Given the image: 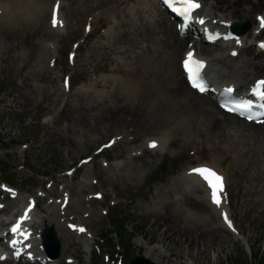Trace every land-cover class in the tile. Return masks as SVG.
<instances>
[{
	"label": "rangeland",
	"instance_id": "374dc122",
	"mask_svg": "<svg viewBox=\"0 0 264 264\" xmlns=\"http://www.w3.org/2000/svg\"><path fill=\"white\" fill-rule=\"evenodd\" d=\"M138 1L59 0L62 23L54 25L57 0H0L15 8L0 16V185L8 180L18 205L37 201L35 216L48 223L42 231L56 224L62 258L78 264H127L145 256L137 239L162 245L169 264H258L264 131L243 123L211 131L205 116L178 104L182 96H169L173 58L142 35L139 17L146 13ZM252 13L264 14V3ZM238 18L250 31L256 26L254 17L255 24L245 13ZM122 31L127 38L118 36ZM260 40L243 37L251 51ZM188 47L174 53L176 66ZM149 138L164 141L161 153L145 149ZM198 164L218 166L240 235L222 226L221 214L187 183V170ZM16 200L0 188L4 213ZM66 216L90 232V253L85 237L70 234ZM118 219L126 251L113 229Z\"/></svg>",
	"mask_w": 264,
	"mask_h": 264
},
{
	"label": "bare ground",
	"instance_id": "6f19581e",
	"mask_svg": "<svg viewBox=\"0 0 264 264\" xmlns=\"http://www.w3.org/2000/svg\"><path fill=\"white\" fill-rule=\"evenodd\" d=\"M155 2H153V0H142V1L139 0L137 2V5L140 4L139 5L140 8H142V10L145 9L144 12L146 13V16L139 17V19H140V23L143 25L142 35L144 34L147 37L148 36L152 37V39L155 40L158 50H160L163 53V55L168 54V56H171V58H173L172 60L173 63L171 64L172 76L170 77L172 82L170 83V85L167 86L168 88L167 92L169 96L177 100L178 97L182 96L183 99L181 98L182 101L178 102V104L180 106L182 105V107L186 106V107L194 108L195 111L205 116L206 120L209 121L208 125L211 131L224 130L226 128H229V130L237 129L241 127L242 123L244 124L243 127L250 128L252 129V131L253 130L264 131V124L254 125L252 123H246L234 115H230L221 111L217 106L216 100L213 97L209 95H199L194 90H192L188 86L185 80V76L182 73L181 67L179 65L176 66V61L174 59V53L177 50H179L180 48L182 49L187 47L188 42L193 41L192 46L187 48V50L184 52L183 54L184 57L182 56V59L187 57V54L189 52H195V55L200 57V59L205 62V69L206 68L209 69L208 76L206 75L207 79H210L212 83H217L221 85L223 84L230 85L236 87L237 91H241L245 87L246 88L250 87V84L255 80L264 79V51L262 49L258 50L256 49V47L251 51V46H247V45L242 46L240 43L243 41V37L245 36V34L242 35L238 41L236 40L231 41L232 39L224 40L222 37H226L225 35L227 34L228 31V27L226 26L223 31V34H219L220 32L214 31V35H220L219 37H221L222 39L217 44H214V49L209 48L210 50L202 45L203 41L201 39H196L192 36L180 37L179 32L175 27L176 23H172L173 21L170 20L171 18L169 14L166 13V11H164L159 5V1L155 0ZM199 2L202 5L200 10H198L197 12L200 19H203L205 17L207 24H211L212 19H216L217 23L225 24L227 26L231 25L234 22L240 23L242 19L238 18V14H242V13H245L246 18L252 20V18L255 17V15H253L252 13L254 7H257L262 3H264L263 0H251V1L250 0H199ZM22 9L24 10V8ZM13 10L12 7L11 8L9 7V5L6 6L0 5V16L4 14L9 15L12 13ZM24 11H26V8ZM22 12L20 10L18 14ZM25 13L27 14V12ZM261 17H264V14H261ZM260 18H258L259 22L255 27L256 31L253 33L254 30L253 27L252 31L250 32L248 31L249 33L247 32L248 37L257 38L258 36L261 35L264 36V30H261L259 28L260 20H261ZM253 24H255V21H253ZM118 36L124 39L127 38L128 35L126 31H122L119 32ZM239 46L242 47L241 52L242 54L245 53L246 57H240L238 59L231 57L230 52L235 51V49H237V47ZM226 51L227 54H225ZM9 106L10 107L13 106L12 102ZM220 114L222 116H220ZM153 141L156 142V146L152 149L148 148L147 147L148 143ZM145 144H146L145 149L152 150L155 153L157 152L161 153L162 151H160V147L161 146L163 147L164 141L160 140L159 138L158 139L156 138L155 140L154 138L152 139L149 138L145 141ZM224 156L229 157L230 161H232L235 158L234 155H229V154H226ZM203 166H208V168L215 169L220 175H222V173L218 169V166H216L215 164L213 165L198 164L197 166L191 167L187 170V173L185 175V177L187 178V183L188 184L193 183L194 184L193 187H197V189L201 191L203 196L202 199L208 200L212 204V207L215 210V212H218V214L222 213V216L225 218V213L227 214L228 206H226V202H225L226 196L224 190L219 193V196L221 198V203L217 205L212 199V188L209 186L208 182L204 180L203 177L200 176L198 173H194L192 171V169L194 168H200ZM17 202L18 201L16 200V204H15L16 206H18ZM26 205L29 206V203L27 204V202L25 203L23 202V205H21L17 209V211L10 210L8 212H5L4 216L16 217L19 213L23 214L24 212H27V216L30 217V221H31L27 227V229H30L31 231L29 232L30 238L31 239L35 238V241L38 243L35 249L28 251L25 250L24 246L20 247L23 251H25V254L21 257L18 256V248L14 249V251L10 252V254L6 257L1 256L0 264H61L63 263V260L64 263L78 264V261L71 256H67L63 259L61 253L58 259L48 258V256L41 249V241H40L41 226H45L48 223L45 220H40L38 222L37 216H35V214L30 215L29 209L25 207ZM62 215L65 217V215L67 214L62 213ZM65 219H71V216L70 217L66 216ZM72 219L75 218L72 217ZM52 225L54 230L57 232L58 236H60L62 234V231L59 230L57 227L55 228L56 224L52 223ZM221 225L225 227L223 223H221ZM226 227L231 233L235 234L236 236L240 235L238 231H236V228L233 226L230 227L227 222H226ZM1 229H2V222L0 220V230ZM68 229L70 231V234L74 235L73 237H77L78 233L81 236L85 237V239L82 240L84 246L83 250L84 252L89 253L90 252L89 244L91 239L90 234H88L89 232L85 231L84 228L79 223L73 226H68ZM81 229H83V231ZM137 243L140 246L141 245L145 246L144 248L145 256L148 259H151L154 263L169 264L170 261L168 260L167 253L162 248V245L160 244L149 245L148 243H146L141 239H137ZM0 247L6 248L5 242H3L1 238H0ZM211 254L214 256L215 251L213 250ZM85 262L86 261L84 260L83 263ZM181 264H194V263L192 261H183Z\"/></svg>",
	"mask_w": 264,
	"mask_h": 264
},
{
	"label": "snow or ice",
	"instance_id": "6c2138e0",
	"mask_svg": "<svg viewBox=\"0 0 264 264\" xmlns=\"http://www.w3.org/2000/svg\"><path fill=\"white\" fill-rule=\"evenodd\" d=\"M174 2H178L181 5V7L177 8L176 11L182 12L185 16H190L196 9L200 7L199 0H164V3L167 4L169 7L173 6ZM59 7H60L59 0H57L56 11L54 12V16H53L54 25L58 23H62L57 19V14H56L58 12ZM260 19L264 21V17H261ZM200 22L203 23V20H201ZM261 47H264V42L261 43ZM187 57L188 58L184 61V64L189 74L188 78L191 81L193 87L203 92L206 90V88H205V81L202 78L201 70L203 69L205 62L195 59L193 52H189L187 54ZM252 91L257 95L264 97V79L257 81V84L255 87H253ZM238 107L243 110H247L251 108V103L250 102L244 103L239 105ZM229 110L235 111L236 109H229ZM241 114H243V111L241 112ZM248 119H252V116L249 115ZM150 146L155 147L156 142L155 141L151 142ZM192 171L194 173H198L200 176L203 177L204 180L208 182L209 186L212 188V199L217 205H219L221 203V198L219 196V193L223 190V177L218 175L213 169L208 167L194 168L192 169ZM225 221L229 224L230 227L232 226L231 221L229 220L226 213H225ZM81 230L83 231V229ZM13 231H16V228H14Z\"/></svg>",
	"mask_w": 264,
	"mask_h": 264
},
{
	"label": "water",
	"instance_id": "95a60500",
	"mask_svg": "<svg viewBox=\"0 0 264 264\" xmlns=\"http://www.w3.org/2000/svg\"><path fill=\"white\" fill-rule=\"evenodd\" d=\"M233 31L235 33H240L241 30L239 28V26L235 25L233 27ZM43 238L48 242H51V245L53 246L54 248V257H56L58 255V252H59V242L55 236V233L53 231L52 228H48L44 231L43 233ZM128 264H155L149 260H147L146 258L144 257H136L134 259H132Z\"/></svg>",
	"mask_w": 264,
	"mask_h": 264
},
{
	"label": "trees",
	"instance_id": "16d2710c",
	"mask_svg": "<svg viewBox=\"0 0 264 264\" xmlns=\"http://www.w3.org/2000/svg\"><path fill=\"white\" fill-rule=\"evenodd\" d=\"M113 225L117 233V236L119 237V240L129 242V239L124 240V235H126V231L123 228L122 220L121 219L115 220ZM259 264H264V261L262 259H259Z\"/></svg>",
	"mask_w": 264,
	"mask_h": 264
}]
</instances>
